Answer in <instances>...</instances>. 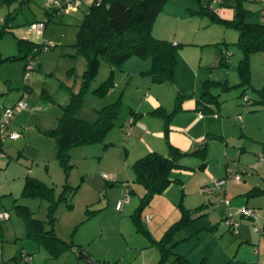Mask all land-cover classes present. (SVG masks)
Listing matches in <instances>:
<instances>
[{"label":"rangeland","instance_id":"374dc122","mask_svg":"<svg viewBox=\"0 0 264 264\" xmlns=\"http://www.w3.org/2000/svg\"><path fill=\"white\" fill-rule=\"evenodd\" d=\"M53 1L20 0L9 7L0 5V16L4 17L8 9L14 8L11 21L25 28L29 21L47 19L45 7ZM237 1L167 0L152 33L170 42L176 40L180 45L176 47L173 80L160 85L152 82L147 72L151 67L150 57L131 56L111 71L110 65L99 56L95 78L83 86L86 58L75 44L78 24L87 9L85 4L77 11H57L50 15L45 37L52 34V42L47 38L39 41L43 45L32 58V51L18 49L13 33H5L0 38L1 56H20L0 62V118L3 109L26 92V107L16 112L10 123L12 131L19 132L20 137L14 140L0 137V211L9 214L0 221L1 253L2 247L5 251L14 249L15 253L35 243L27 236L25 220L17 214L16 204L27 206L33 218H49L48 201L20 195L25 177L36 175L54 188L56 197L66 182L73 187L79 185L66 201L54 206L55 218L51 225L59 237L85 244L84 253L97 264L120 262L123 254L128 258L136 255V251L128 249V244L144 246L146 262L156 263L160 252L150 243L154 238L150 236L149 240L147 235L136 231L131 216L143 193L135 188L140 185L131 181L133 156L125 161L128 155L123 138L127 136L122 124L129 119L131 110L144 113L150 108L145 101L148 91L171 105L178 92L200 95L207 88L214 94L219 93L220 104L212 106L218 117L209 121L206 161L190 154L180 157L185 170H172L170 177L178 180L172 183L170 193L165 197L163 193L156 194L145 205L143 225L148 229L144 216L147 212L154 216L160 213L151 227V231L160 234L154 240L160 239L177 221L172 213L180 212L178 204L182 202L191 210L192 220L170 233L166 246L172 253H168L164 264H181L175 259L177 254L187 258L186 264H264V162L259 160L264 154V104L258 93V89H264V51L250 55V85L241 84L237 66L242 52L235 45L238 31L211 22L208 15L197 14L201 5L209 2V7L221 17L232 18ZM241 1L254 14L264 15V0ZM256 14L253 17L258 19ZM29 36L33 41L34 32ZM29 60L33 68L26 70ZM110 75L112 88L99 93L98 88ZM214 81L226 82L229 88L221 90L210 84ZM113 102L118 104L114 126L101 141L73 147L69 151L71 166L65 170L56 159L53 138L43 131L53 128L66 110L75 117L94 122L100 115L99 110ZM143 120L147 124L150 120L161 122L146 115ZM204 161L208 172L200 169ZM227 168L240 172L241 181L230 182L221 192L202 191L204 185L212 184L210 174L223 177ZM126 181L134 191L130 192V200L117 210L115 202L123 198ZM245 183L247 188L241 189ZM224 198L229 200V205ZM242 207L253 209L254 217L242 216ZM228 212L237 222L236 231L226 223ZM149 219L147 216L146 220ZM159 221L162 224H157ZM46 226L49 225L46 223ZM14 262L6 258L4 264ZM64 264L74 262L64 261Z\"/></svg>","mask_w":264,"mask_h":264},{"label":"trees","instance_id":"16d2710c","mask_svg":"<svg viewBox=\"0 0 264 264\" xmlns=\"http://www.w3.org/2000/svg\"><path fill=\"white\" fill-rule=\"evenodd\" d=\"M16 1L20 0H0V5H7L9 7ZM166 2L167 0H83L81 6L85 4L87 9L78 24L75 44L78 52L86 58L83 86L88 85L95 78L100 65L99 56H102L110 65L111 71L120 67L131 56L141 58L150 57L151 67L147 72L150 74L151 80L154 82L173 80L176 65V47L180 43L173 44L166 39L155 37L152 33L153 24ZM209 2L206 6L201 5V9L197 11V14L208 15L211 22L224 24L238 31V38L235 45L241 50L242 57L239 60L237 69L241 77L240 83L248 86L250 85L249 57L253 52L264 51V22L260 21L259 18V16H262L255 13L258 15V19L256 16L254 18V11L243 7L242 1L238 0L235 15L232 18H223L209 7ZM45 8L47 20L54 12L62 11L59 7L47 6ZM12 10L3 17L0 38L5 33L11 31V20L15 13L14 8ZM33 22L37 21L30 22L29 26ZM16 44L20 51H32L31 58L34 57L43 45L42 43L25 38H16ZM17 57L20 56H1L0 53V62ZM210 84L219 86L221 90L229 88L228 84L222 81H214L210 82ZM112 86V75H110L98 88V92L100 93L109 88L111 89ZM258 93L260 95V102L264 104V89H258ZM218 96L219 93L214 94L205 88L199 95V99L203 101L204 109L214 111L212 106L220 104ZM183 97L185 95L181 93L177 94L175 106L171 111H166L163 107H158L152 111L153 114L165 119V133L168 130V121L181 108V100ZM117 113L118 104L116 102L101 108L99 110L100 115L94 122H87L75 117L70 110H66L57 119V123L53 128L43 131L45 135L52 137L54 140L55 156L59 164L67 170L71 166L69 164V151L73 147L101 141L114 126ZM13 118L10 120V123ZM1 119L2 117L0 118V122ZM10 123L8 125L9 130H11ZM2 139L4 138L1 137ZM169 150L170 157L157 151H148L132 163L134 173L133 182L143 186L144 194L131 216L137 228L136 231H140L148 237L149 233L144 227L141 217L142 210L146 207L145 205L150 203L152 197L162 193L172 182L178 180L177 178L170 177L173 169L185 168V166L179 163L178 159L185 154H196L204 159L206 144L202 142V144L190 152H181L171 145H169ZM203 165L204 162L201 164V167ZM125 184L123 183L124 187H126ZM126 185L129 187L128 183ZM78 186L73 187L66 182L63 185V190L56 197L54 188L51 185L33 176L25 177L20 195L22 197L40 198L48 201L47 216L49 218H47L48 221L33 218L30 209L20 204L15 205L17 214L25 220L27 236L43 244L53 256L61 254L73 247H76L75 250L80 257L84 252L79 245L75 246L72 240L67 241L59 237L51 225L55 218L54 206L62 201H66L68 195H72ZM131 191L132 189L129 187V192ZM67 205L71 206L69 203ZM178 207L181 212L179 219L170 226L169 230L160 239H152V242L160 251V258L157 264H164L168 253H172L166 246V241L169 239L170 233L178 228L181 229L192 220L191 210L189 208H186L182 202H179ZM46 223L49 226H46ZM21 253L20 251L17 254V258L20 257ZM175 259L181 264L189 262L185 256L180 254H177ZM2 262L4 263V261Z\"/></svg>","mask_w":264,"mask_h":264},{"label":"crops","instance_id":"0c3cea01","mask_svg":"<svg viewBox=\"0 0 264 264\" xmlns=\"http://www.w3.org/2000/svg\"><path fill=\"white\" fill-rule=\"evenodd\" d=\"M9 11H13V10L8 9L6 11L5 15ZM261 16L262 17H261L260 21L264 22V19H262V18H264V15H261ZM2 20H3V17L0 16V26H1ZM40 20H44V21L46 20L45 26L41 32H36L34 30L29 29V23L32 22V21H29V22H27L28 27H25V28L17 27V25H14V23L12 22L11 31L7 32V33H13V35L16 38H25V39L31 40V38H29L30 37L29 35H30V33L34 32V37H33L34 42L42 41V40H44V38H47L48 41L52 42V38H50L52 36V34L49 33L48 36L45 37L46 30H47V19L46 18L36 19V21H40ZM21 29H24L22 31V33H18V31ZM152 31H154V27L152 28ZM172 43L176 44V43H178V41L173 40ZM152 82H154V81H152ZM156 83H158V85L161 84V82H156ZM162 83H164V82H162ZM178 93H180V92H178ZM177 94L174 96V100L172 101V104L168 105L167 103L162 102L158 96L151 93V91H148V94H147L145 101L150 106V108L147 111H144V113H141L139 110H136V111L131 110L129 119L130 118L132 119V122L130 125V126L133 125L132 133H130L129 136L123 138L124 142H125L123 147H124V149L128 155V158L126 157L125 161H127V159H129V157L133 156L132 157L133 161H130L133 163L137 158L144 155L148 151H157V152H159L165 156H168V154H170L169 145L175 147L177 150H180L181 152H190L192 149H194L195 147L202 144V142H205L206 152H207V142H208L207 138H208V134H210V131H209V123L210 122L209 121L211 119H215L216 117H218V114L215 113L214 111H210V110L207 111L206 109H204L203 103H202L203 101H201V99H199V95H195V94L185 95V94L181 93V94L185 95V97H183L181 100V108L178 111H176L173 114V116L170 118V120L168 121L167 133H165V119L163 117H160V116L152 113V111L158 107H163L166 111H171L175 106V99H176ZM14 102H15V100L13 102H11L9 105L13 104ZM213 110H215V109L213 108ZM212 112H213V116L210 115V113H212ZM145 115L151 117L152 119H154V118L160 119L161 122L159 123L155 120H150L149 124H147L146 121L143 120ZM129 119H127V121ZM122 125H125V124H122ZM130 131H131V128H130ZM12 140H14V139H12ZM162 142H163V144H162ZM194 145H195V147H194ZM0 155H1V153H0ZM185 155H187V154H185ZM190 155L198 156L196 154H190ZM205 157H206V153H205ZM179 159H178V161H179ZM205 161H204V165L202 167H201V164L203 162L200 164V169H204L206 172H208L209 169H208V167H206ZM179 163L181 164V162H179ZM181 165H183V164H181ZM183 166H185V165H183ZM181 169L185 170V168H176L173 170L182 171ZM209 176H210L211 180L218 179V178H215L212 174H210ZM35 177H36V175H35ZM219 178H221V177H219ZM133 179H134V176L131 179L132 182H133ZM126 180L128 181L127 178H126ZM172 183L162 192L163 194L161 193L162 195H164V197L168 193H170V191L173 187ZM137 185H138V183H137ZM205 186H207V185H204L203 187H205ZM135 188L137 190L140 189V190H138L140 192V194L141 193L144 194V188L142 185L135 186ZM242 188L243 189L247 188V184L246 183L243 184L241 189ZM132 190L134 191V189H132ZM183 193L184 192L182 191L181 195H184ZM129 200H130V198H129ZM175 212H176V210H175ZM152 214H154V213H152ZM152 214L147 212L144 215L145 216V225L148 228L147 230L150 231V232H148L149 233V237H148L149 240L151 239V237H153L154 239L155 238L157 239L160 235V234L158 235V233H154V231H151L152 230L151 227L156 223L157 217H159L160 213L155 214V216ZM180 215H181V212H179V211H177L176 213H174V211H173V213H172L174 220L175 219L178 220ZM147 216L150 217L149 220H146ZM141 217L143 219V212L141 213ZM142 223H143V220H142ZM157 224H162V223H161V221H159V222H157ZM31 241H33L35 243L30 244L29 248L26 247L27 250L18 249V251H15V253H13L14 249L5 251V248L2 247V253L1 254H2V259H3L4 263H5L6 258L14 259L15 262L11 263V264H18L19 262H17V261L27 262V261L22 260L21 257L17 258V254L20 251L21 252L26 251L27 254L32 255V260L30 262H27L30 264H64V261L65 262L68 261L69 263L71 261V262H74V264H82L83 262H85V260H83V258L80 257L78 252L75 250L76 247H73L71 249H67L66 251L62 252L61 254L53 256L48 252V250L43 246V244H41L37 241H34L33 239H31ZM150 243L151 244L153 243L152 240L150 241ZM74 244H75V246L79 245L80 248H82L84 251H86L85 244L80 243V241L79 242L75 241ZM144 244H146V243H144ZM144 248L145 247L142 245L136 247V246H130L128 244V249H132V251H136V253H135L136 255H133L132 257L128 258V257H125V255L123 254L122 258H120V262H117V263L109 262V264H149L146 262V259H145V256L147 255V253H146V250ZM159 258H160V255H159ZM17 259H19V260H17ZM157 262H158V260L156 261V263L151 262L150 264H157Z\"/></svg>","mask_w":264,"mask_h":264},{"label":"built area","instance_id":"2783aa9c","mask_svg":"<svg viewBox=\"0 0 264 264\" xmlns=\"http://www.w3.org/2000/svg\"><path fill=\"white\" fill-rule=\"evenodd\" d=\"M92 1V0H87ZM83 3V0H55L53 3H50L49 6L53 7H59L62 11H76L79 6ZM44 28V21H37L30 24L29 29L34 30L36 32H41ZM27 68L26 70L32 69V61L27 62ZM28 74V72H27ZM26 92H23V95L20 96L13 104L7 106L4 109L2 119L0 122V135L2 138L8 137L10 139H16L19 137L18 132H14L9 130L8 125L10 123V120L13 118L16 112L26 107ZM132 122V119L130 118L125 123V135L128 136L130 134V124ZM260 161L264 162V154L260 155L259 157ZM105 179H107L106 175H103ZM242 179V175L240 172L237 171H231L227 168L226 174L218 179H213L212 184L210 186H205L202 188V191L207 193H215V192H221L224 190L225 186H227L230 182H240ZM125 192L123 195V198L121 200H118L115 204V208L117 210H120L125 202L129 200L130 192L128 185L125 184ZM223 201L226 205H229V200L224 198ZM240 214L245 217H254V210L247 207H242L240 209ZM9 217V214L7 211H0V221L3 219H6ZM226 223L228 226L233 230L236 231L237 228V222L233 219V216L231 212H228ZM20 257L22 260L30 262L32 260V255L27 254L25 252H22ZM3 259L1 256V241H0V264H3Z\"/></svg>","mask_w":264,"mask_h":264},{"label":"water","instance_id":"95a60500","mask_svg":"<svg viewBox=\"0 0 264 264\" xmlns=\"http://www.w3.org/2000/svg\"><path fill=\"white\" fill-rule=\"evenodd\" d=\"M168 156L170 157V154H168ZM81 257L83 258V260H85V262L87 263V264H97L92 258H91V256L89 255V254H87V253H82V255H81Z\"/></svg>","mask_w":264,"mask_h":264}]
</instances>
